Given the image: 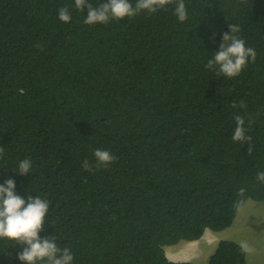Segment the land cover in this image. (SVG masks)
<instances>
[{
  "label": "trees",
  "instance_id": "16d2710c",
  "mask_svg": "<svg viewBox=\"0 0 264 264\" xmlns=\"http://www.w3.org/2000/svg\"><path fill=\"white\" fill-rule=\"evenodd\" d=\"M184 2V22L170 4L88 25L75 0H0V184L50 202L40 237L68 247L73 264H192L165 248L264 202V0ZM230 23L257 54L234 78L206 67ZM236 115L251 154L232 139ZM97 149L115 162L97 166ZM20 251L0 239V264H23ZM246 258L225 240L209 264Z\"/></svg>",
  "mask_w": 264,
  "mask_h": 264
},
{
  "label": "clouds",
  "instance_id": "9594fccd",
  "mask_svg": "<svg viewBox=\"0 0 264 264\" xmlns=\"http://www.w3.org/2000/svg\"><path fill=\"white\" fill-rule=\"evenodd\" d=\"M170 4L176 5L174 14L180 22H184L188 16L184 0H136L135 6L130 0H105L98 7H93L88 0H75L77 9L83 11L87 8V17L84 22L88 25L107 23L113 18L134 17L143 11L150 14L156 13ZM59 20L70 22L71 15L67 8L59 9ZM228 27L229 30L222 36L223 42L219 51L214 53V58L207 62L206 67L216 70L218 75L234 78L241 74L250 60L255 62L257 54L255 49L247 47L245 40L238 35L240 32L238 25L230 23ZM245 106L243 101L232 104L233 108H244ZM235 122L236 127L232 139L236 142H247L248 152L251 154L253 151L252 138L246 135L244 117L236 115ZM94 155L97 166H107L116 160V157L107 150L97 149ZM2 156L3 149L0 148V157ZM31 167V160L25 159L19 163L16 171L26 176L29 175ZM83 167L89 170V162L84 161ZM257 179L264 182V172H259ZM243 192L244 189H240V193L243 194ZM49 203L39 196L22 198L17 195L16 183L13 179L0 184V239L6 238L21 246L17 258L23 264H45V262L46 264H73L74 257L68 247L61 249L54 237H40L44 229L45 217L49 211Z\"/></svg>",
  "mask_w": 264,
  "mask_h": 264
},
{
  "label": "rangeland",
  "instance_id": "374dc122",
  "mask_svg": "<svg viewBox=\"0 0 264 264\" xmlns=\"http://www.w3.org/2000/svg\"><path fill=\"white\" fill-rule=\"evenodd\" d=\"M210 232L216 235V238L230 240L241 245L245 250L248 264H264V202L249 200L240 210L230 228L222 232L212 230ZM213 246L214 244L211 246L205 244L200 246V250L205 254ZM215 250L208 254V261ZM208 261L207 256L204 255L202 262L209 264Z\"/></svg>",
  "mask_w": 264,
  "mask_h": 264
},
{
  "label": "crops",
  "instance_id": "0c3cea01",
  "mask_svg": "<svg viewBox=\"0 0 264 264\" xmlns=\"http://www.w3.org/2000/svg\"><path fill=\"white\" fill-rule=\"evenodd\" d=\"M215 236L216 235L212 234L210 230H206L203 237L197 241L180 242L177 245L166 247L165 252L167 258L173 262H190L193 264H204L202 262V258L204 257V255L207 256L208 261V254L212 253L215 250V247L217 246L216 244H218L219 241L221 242V240L225 241V239L216 238L217 236ZM205 244H207L208 246L214 244V246L208 253L203 254L200 250V246H203Z\"/></svg>",
  "mask_w": 264,
  "mask_h": 264
}]
</instances>
